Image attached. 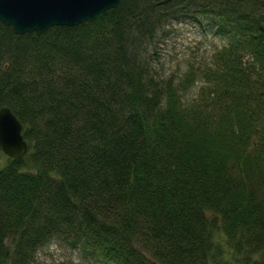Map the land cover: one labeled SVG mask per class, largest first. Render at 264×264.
<instances>
[{
    "label": "trees",
    "instance_id": "obj_1",
    "mask_svg": "<svg viewBox=\"0 0 264 264\" xmlns=\"http://www.w3.org/2000/svg\"><path fill=\"white\" fill-rule=\"evenodd\" d=\"M174 18L225 38L190 97L192 69L150 64ZM4 104L28 150L0 162V264L52 240L106 264H264V0H120L40 34L0 21Z\"/></svg>",
    "mask_w": 264,
    "mask_h": 264
},
{
    "label": "rangeland",
    "instance_id": "obj_2",
    "mask_svg": "<svg viewBox=\"0 0 264 264\" xmlns=\"http://www.w3.org/2000/svg\"><path fill=\"white\" fill-rule=\"evenodd\" d=\"M225 38L212 32L209 26H201L189 20L172 19L160 29L148 45L153 72L161 77H185L192 69L194 83L187 91L193 96L203 80L196 70L213 62L215 49L224 44ZM7 155L0 150V162ZM220 238V234L217 235ZM92 260V259H91ZM78 249L69 248L63 242L52 240L42 245L35 253L32 264H106L91 261Z\"/></svg>",
    "mask_w": 264,
    "mask_h": 264
},
{
    "label": "water",
    "instance_id": "obj_3",
    "mask_svg": "<svg viewBox=\"0 0 264 264\" xmlns=\"http://www.w3.org/2000/svg\"><path fill=\"white\" fill-rule=\"evenodd\" d=\"M120 0H0V21L14 33L40 34L52 25H76L90 21ZM23 125L11 108L0 106V148L9 157L28 150Z\"/></svg>",
    "mask_w": 264,
    "mask_h": 264
}]
</instances>
